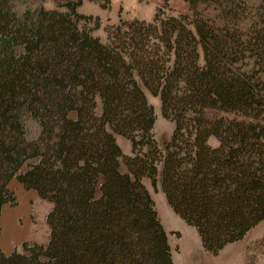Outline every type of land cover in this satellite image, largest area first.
<instances>
[{"label": "trees", "instance_id": "1", "mask_svg": "<svg viewBox=\"0 0 264 264\" xmlns=\"http://www.w3.org/2000/svg\"><path fill=\"white\" fill-rule=\"evenodd\" d=\"M82 1L0 0V212L12 178L51 204L46 242L0 264H175L143 178L218 254L264 220V0H183L105 41Z\"/></svg>", "mask_w": 264, "mask_h": 264}, {"label": "rangeland", "instance_id": "2", "mask_svg": "<svg viewBox=\"0 0 264 264\" xmlns=\"http://www.w3.org/2000/svg\"><path fill=\"white\" fill-rule=\"evenodd\" d=\"M63 0H11L13 9L21 14L25 8H55ZM103 0H83L77 11L98 17V27L93 34L101 41L106 40L107 31L112 24L120 19L132 20L134 18L148 21L157 8H162L173 13L186 12L187 4L183 0H109V4L102 7ZM248 5L257 4L258 0H246ZM60 8V7H59ZM147 101L152 105L155 114L154 133L159 147L168 139L173 124L162 118L157 97L151 96L147 91ZM207 116L211 113L207 111ZM129 143L125 138H119V143ZM208 143L217 145L214 137L208 138ZM118 144V143H117ZM120 147V145H119ZM121 169H124L121 164ZM8 188L12 191L13 202L2 206L1 216L5 210L7 215L14 214V223L17 228L24 231L25 236L19 241L5 246L1 242L0 249L19 248L24 241L28 243H45L48 228L45 215L50 208V202L40 198L34 190L25 189L15 178L10 179ZM150 186V185H149ZM151 197L157 211L158 218L167 233L171 258L175 264H264V220L258 222L243 236L242 239L227 244L216 255L205 251L195 229L188 226L176 215L166 203L163 193L149 187Z\"/></svg>", "mask_w": 264, "mask_h": 264}, {"label": "bare ground", "instance_id": "3", "mask_svg": "<svg viewBox=\"0 0 264 264\" xmlns=\"http://www.w3.org/2000/svg\"><path fill=\"white\" fill-rule=\"evenodd\" d=\"M1 241L6 245H10L19 241L21 238L25 236L24 231L17 228L14 223V214L7 215L5 210L3 215L1 216Z\"/></svg>", "mask_w": 264, "mask_h": 264}, {"label": "crops", "instance_id": "4", "mask_svg": "<svg viewBox=\"0 0 264 264\" xmlns=\"http://www.w3.org/2000/svg\"><path fill=\"white\" fill-rule=\"evenodd\" d=\"M119 138H121V136H119V135H115V139H116V142L118 143V145H120V149H121V151H122V153H124V154H129L130 153V144H129V146L125 143V142H121V143H119ZM123 138V137H122ZM128 141V140H127ZM128 143H129V141H128ZM142 182H143V184L145 185V187L147 188V190L149 191V193H150V189H149V187H151V185H150V181H149V179L148 178H143L142 179ZM150 185V186H149ZM152 188V187H151ZM150 195H151V193H150ZM2 242V241H1ZM4 244V243H3ZM6 247L7 246H9V245H6V244H4ZM13 248H4V249H2V251L3 252H5V253H8L9 251H11Z\"/></svg>", "mask_w": 264, "mask_h": 264}]
</instances>
